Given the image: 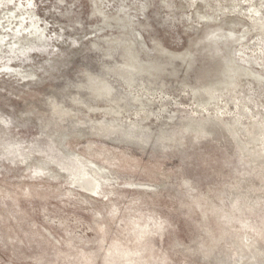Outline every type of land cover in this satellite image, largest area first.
<instances>
[{"label":"rangeland","instance_id":"1","mask_svg":"<svg viewBox=\"0 0 264 264\" xmlns=\"http://www.w3.org/2000/svg\"><path fill=\"white\" fill-rule=\"evenodd\" d=\"M0 264H264V0H0Z\"/></svg>","mask_w":264,"mask_h":264}]
</instances>
